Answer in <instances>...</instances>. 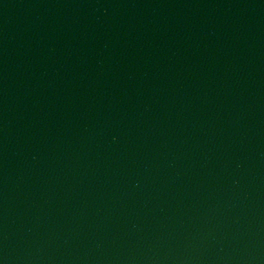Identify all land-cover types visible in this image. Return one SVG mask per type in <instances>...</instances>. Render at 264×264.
Listing matches in <instances>:
<instances>
[{
  "label": "water",
  "instance_id": "obj_1",
  "mask_svg": "<svg viewBox=\"0 0 264 264\" xmlns=\"http://www.w3.org/2000/svg\"><path fill=\"white\" fill-rule=\"evenodd\" d=\"M0 264H264V0H0Z\"/></svg>",
  "mask_w": 264,
  "mask_h": 264
}]
</instances>
